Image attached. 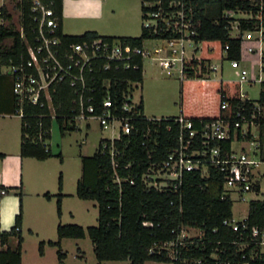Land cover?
Segmentation results:
<instances>
[{
	"label": "built area",
	"instance_id": "obj_1",
	"mask_svg": "<svg viewBox=\"0 0 264 264\" xmlns=\"http://www.w3.org/2000/svg\"><path fill=\"white\" fill-rule=\"evenodd\" d=\"M200 1L141 0V29L146 36L139 46H130L120 39L104 36L64 43L58 32L60 22L53 8L42 0H32L30 10L35 27L32 29L31 43L20 28L26 58L18 62L9 59L8 63L1 66V71L8 74L12 82L16 106L12 115L21 121L27 117L25 107L33 106L47 110L48 113L40 114V118L56 120L60 117L63 125L76 127L81 121L96 120L102 130H110L113 134L117 131L116 137L106 139L109 146L103 144V148L108 147L113 181L117 183L121 179L117 173L118 151L114 142L122 135L138 131L136 123L139 121H164L167 122L168 131L173 125L177 127L175 145L167 150L162 159L156 157L142 172L140 178L147 188L180 194V188L189 173H198L201 178L208 179L213 171L221 177V197L228 198L231 203L233 200L244 202L246 193L260 194L261 186L264 185V159L260 154L256 128L264 104L258 99L248 98L241 85L264 82V24L261 19L255 30L258 32L256 44L243 46L244 36L241 37V58L244 53L258 55L257 74L249 77L246 69L240 65L241 59L229 60L231 68L237 69L239 77L236 80L239 84V102L229 116L196 124L180 114L173 118L147 117L138 108L140 96L137 92L142 81L127 80V88L122 91L121 100L117 102L111 93V79H100L99 76L100 73L120 69L140 71L142 75L144 62L149 59L165 75H176L180 81L188 77L209 79L218 66L213 59L208 60L199 54L202 51L201 42L197 39ZM234 13V10H225L223 16L232 17ZM153 41L152 47L146 46V43ZM228 48V45L223 48L220 60H228ZM98 82L105 88V96L96 104L94 93ZM60 84H66L73 92L67 114H58L52 102L56 86ZM220 107L225 110L228 102L222 101ZM148 134L149 129L144 131L143 137L148 138ZM38 140L45 143L47 139L39 134ZM142 145L146 146V141ZM153 153L154 149L147 150L149 158ZM125 180L133 183L129 177ZM0 194H5V190L1 189ZM245 219L235 221L232 217L225 220L223 225L239 231V250L248 249L250 258L264 255V229L247 226ZM142 225L152 227L148 221ZM171 233L175 234L174 238L154 242L149 253L165 254L170 260H177L180 250L185 247V239L203 236V231L195 226H181L179 230L172 229ZM210 257L217 256L213 253ZM241 257L245 258V255ZM180 261L181 264L203 263L201 259L192 258H182Z\"/></svg>",
	"mask_w": 264,
	"mask_h": 264
},
{
	"label": "trees",
	"instance_id": "obj_2",
	"mask_svg": "<svg viewBox=\"0 0 264 264\" xmlns=\"http://www.w3.org/2000/svg\"><path fill=\"white\" fill-rule=\"evenodd\" d=\"M50 4L61 24L62 0H42ZM11 8L19 12L20 28L31 43L33 38L32 29L35 23L31 17L32 0H9ZM199 22L197 25V39L203 48V57L206 59L218 58L223 48L228 45L227 59H241V33L254 31L258 28L259 19L264 24V0H201ZM234 10L251 15L249 19H240L237 28L240 35L230 36L233 17H224L225 10ZM259 17V18H258ZM0 77L7 80L3 93L8 96V85L11 94V109L9 114H14L16 106L12 94V82L8 74L1 71V66L11 59L18 62L26 58V49L20 38V28L12 21V15L7 5L0 6ZM64 43L77 42L99 36L94 31H87L81 35H64L61 28L58 31ZM146 33L141 30L138 37H119L130 46H139ZM108 39L114 37L104 36ZM101 77L111 79V93L115 100H121V93L127 88V80H140V71L111 70L100 73ZM97 84L94 98L96 104L100 103L105 96V88ZM204 90L208 100L204 107L192 109L183 105V98L188 91ZM202 90V91H203ZM180 94L182 104L180 115L193 123L210 121L220 117L229 116L239 102V84L236 81H210L209 79L186 78L181 81ZM73 97L72 90L66 84L56 86L52 102L58 114H67L70 100ZM228 102V108L222 110V101ZM258 100L264 104V82L260 83ZM59 106V107H58ZM138 108L143 111L140 100ZM1 113V112H0ZM27 117L20 122V156L30 157L37 160H46L52 157L47 144L38 140L41 134L43 139L50 137L49 129L51 119L42 117L40 114L48 113L45 108L26 106ZM173 118V116H170ZM259 130L264 125V115L257 119ZM59 131L74 130L75 126L63 125L62 119H56ZM167 122L139 121L136 123L138 131L133 130L129 135H122L114 142L118 151L117 173L120 183L113 181V170L108 147L109 141L101 139L96 151L91 156H82L81 175L76 182L75 196L82 200H93L97 203V224L83 228L77 224H61L56 227L57 238L55 241L39 242V254L43 252V246L47 243L56 247L59 264L62 263L64 253L61 251L63 238L80 239L87 236L93 244V252L98 263L105 261H124L129 264H144L147 261L170 262L181 264L182 258L201 259L202 264H216L228 262L229 264H264V255L250 258L248 249L243 251L238 247V233L232 228L223 225L225 220L232 218V203L221 197V177L211 172L208 179L201 178L198 173H189L180 188V194L170 190L159 191L147 188L141 181V174L148 164L154 159H162L169 148L175 145L177 127L172 126L171 131L166 129ZM27 124V126H26ZM149 129L148 138L143 137L144 131ZM261 136V135H260ZM146 141V146L142 142ZM154 149L149 158L147 150ZM55 156L61 159L60 153ZM1 157V154H0ZM264 159V158H263ZM126 165H129L125 168ZM133 179L130 184L125 178ZM62 188L61 174L58 176V190ZM7 189L0 186V190ZM2 194H0L1 196ZM21 203L20 191L16 194ZM45 197H50L48 193ZM62 194H57L56 214L61 216ZM152 223L151 228L144 227L142 223ZM245 224L249 227L264 229V200H251L248 203V211ZM21 208L16 215L14 224L10 230L0 232V264H21V250L23 238L20 232ZM181 226H195L203 231L199 238L185 239V247L180 250L177 260H170L165 254H150L149 249L154 242L166 241L174 238L172 229L179 230ZM240 229V227H239ZM16 239L14 247L9 246V240ZM216 254V258L210 257ZM245 258H242V255Z\"/></svg>",
	"mask_w": 264,
	"mask_h": 264
},
{
	"label": "rangeland",
	"instance_id": "obj_3",
	"mask_svg": "<svg viewBox=\"0 0 264 264\" xmlns=\"http://www.w3.org/2000/svg\"><path fill=\"white\" fill-rule=\"evenodd\" d=\"M4 1V2H3ZM102 9L104 12V23L109 21L111 26L118 24L124 26L127 23V30L119 32H104L106 36L114 37H138L141 34V0H102ZM7 5L9 12L12 15V21L17 28L19 24V12L12 9L9 0H0L1 4ZM130 15V16H129ZM129 16V18H127ZM234 22L231 23L232 29L230 35L232 37L239 36L240 31L236 28L240 19L251 18L250 14L236 12L232 16ZM80 19V20H79ZM0 23L3 20L0 18ZM87 27V23L78 18L73 17L63 18L62 29L67 35H81ZM104 34H99L103 36ZM244 36L242 45L246 46L251 43L256 44L258 37L257 31H243L240 35ZM153 42L146 43L147 47H152ZM264 46V42H263ZM202 47V44H201ZM203 55L202 51L199 53ZM221 57L213 58L214 64L218 66L216 72H213L210 81H236L238 80L237 69L231 68L229 60ZM258 55L244 53L240 65L243 66L253 77L258 71ZM181 81L178 77L167 76L156 65L152 64L149 59H146L143 65L142 82L139 87L140 100L142 102L143 114L147 117H168L177 116L181 112L182 95L180 94ZM242 91L247 93L248 98L257 100L260 92V84L253 85L242 84ZM203 90V89H202ZM198 92L188 91L183 98V105L199 109L207 104L208 100L203 91ZM137 99V95L135 94ZM260 114L264 115V105L261 107ZM0 121V129L10 132L15 129L20 135V119L15 118L4 119ZM257 135L260 140V154L264 158V125L261 130L259 126ZM261 135V136H260ZM117 136V131L114 134L110 130H102L96 120L81 121L74 130H65L63 133L59 131L58 124L53 118L50 126V137L46 140L52 157L39 163L37 169L41 170L44 177L43 180H52L53 184H57L58 176L62 177V192L69 195L65 198L63 213L60 218H56L61 224H77L83 228L94 226L97 224V203L93 200H81L75 197H70L75 194V183L81 175L82 156H91L96 151L101 139H109ZM60 153L61 159L56 154ZM35 167V166H34ZM32 166L29 178L33 181L37 171ZM245 201H232V217L235 221L242 220L247 216L248 203L251 200H264V185L261 186L260 194L246 193L244 194ZM23 204L26 212V219L35 230L32 233L23 228L22 236V254L23 264H59L56 254V247L48 245L43 246L44 255H40L38 244L42 240H56V228L49 223L39 219V214L43 212V205L39 204L33 197H25ZM55 220V219H54ZM15 238L9 240V246L14 247ZM61 251L64 253V258L61 264H129L128 260L124 261H105L98 263L94 256L93 244L91 240L85 236L80 239L65 238L61 243ZM144 264H172L170 262L147 261Z\"/></svg>",
	"mask_w": 264,
	"mask_h": 264
},
{
	"label": "crops",
	"instance_id": "obj_4",
	"mask_svg": "<svg viewBox=\"0 0 264 264\" xmlns=\"http://www.w3.org/2000/svg\"><path fill=\"white\" fill-rule=\"evenodd\" d=\"M4 2V1H3ZM3 4V3H2ZM103 1L102 0H62V18H61V32L63 18L73 17L75 20L81 18L87 23L84 32L94 31L98 35L104 34V32H119L127 30V23H124V26L117 25L111 26L109 21L104 23L103 19ZM130 16V15H129ZM129 16L127 18H129ZM80 20V19H79ZM82 33V34H83ZM67 35V34H64ZM110 37V36H109ZM5 85H7V80L0 77V121H5L4 119L15 118L12 114H9L11 109V94L9 91L8 85V96L5 97L3 90ZM3 131L0 129V186L7 189V193L0 196V232H5L10 230L14 224L16 215L19 213L21 208V224L20 232L22 235L23 228L27 229L28 232L32 233L34 227L29 225L26 219L25 207L23 204V199L27 197H33L35 201L43 205V212L39 214V219H42L44 222L49 223L50 225L57 227V214H56V201L57 194H62L61 198V215L63 213L64 201L67 193L58 190V181L57 184H53L52 180H43L41 170L37 169L39 163L44 162L45 160H37L30 157H21L20 156V135H18L17 130L10 132ZM49 159V158H48ZM47 160V159H46ZM32 166L35 168L37 173L33 181L30 176ZM79 179V178H78ZM77 179V180H78ZM76 180V182H77ZM76 190V183H75ZM21 193V203L19 198L16 195L17 192ZM48 193L50 197H45L44 194ZM70 197H75V194H71ZM79 199V198H77ZM82 200V199H81ZM61 217V216H60ZM58 217V218H60ZM55 219V220H54ZM23 238V236H22ZM57 238V234H56ZM65 239V238H63ZM61 240V243L63 242ZM16 240V239H15ZM43 242L55 241L50 239H44ZM41 242V241H40ZM23 243V242H22ZM60 243V244H61ZM16 244V241H15ZM15 246V245H14ZM0 246V250H1ZM45 252L40 255H44ZM63 261V260H62ZM21 264H23V254L21 250Z\"/></svg>",
	"mask_w": 264,
	"mask_h": 264
}]
</instances>
